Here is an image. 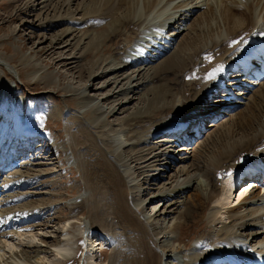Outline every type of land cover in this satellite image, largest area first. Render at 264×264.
Returning <instances> with one entry per match:
<instances>
[{"label":"bare ground","instance_id":"6f19581e","mask_svg":"<svg viewBox=\"0 0 264 264\" xmlns=\"http://www.w3.org/2000/svg\"><path fill=\"white\" fill-rule=\"evenodd\" d=\"M140 6V0H91L90 5L83 10L87 20L99 17L100 24L111 21L107 31L100 33L97 38L94 36L90 39L92 40L89 44L90 48L88 47L82 55L84 58L96 59L91 60L92 68H88L87 71L92 74L89 78L94 77L89 92H92L93 86L104 77L113 76L115 83H119L120 75L127 74L133 69L132 74L135 76L137 74V77L127 74L126 79L129 84L125 90L109 94L104 98L106 103L123 96V99H119L122 106L118 110L122 111V107H127L136 100L135 97L139 94L137 91L141 87L149 88L139 99L144 102L146 109L144 110L143 107V110L134 114L127 122L128 133L124 127L121 132L115 131L116 133L112 135L111 133L106 135L105 132L99 135L97 131L103 129L105 126L103 122L95 120L89 125L75 113L68 111L64 114L67 146L72 155V162L80 172L82 179L80 188L85 191L84 197L71 204L70 219L77 218V215L85 210L84 226L89 229L88 240L91 236L95 238L100 233L108 237L107 240L112 248L109 264H175L173 261L177 264H206V260L211 258V246L242 245L264 254V193L260 194L259 186H253L248 192L250 187L245 184L240 188L243 190L236 203L231 202L234 182L231 173L236 174L248 163L257 162L261 155H264V86L253 91L255 86L262 85L260 81L262 82L264 76L253 70L249 78L243 74L247 70L246 67H242L245 64L242 62L236 65V59L242 55H254L258 59L264 57V39L259 38L264 37V0H142ZM197 12H200L198 20L190 22ZM63 22L65 20H57L53 23L48 21L41 28L46 30ZM68 31L70 30L63 32L61 37L68 34ZM184 33L186 34L183 35ZM180 37L182 39L178 45L177 40ZM92 42L98 44L93 45ZM67 43L59 38L47 53L50 56L59 55L60 49L69 48ZM131 43L133 44L129 46L128 44ZM108 44L115 45V49H110ZM60 45L62 48H59ZM151 50H155V53L152 54ZM132 51L141 55L129 54ZM171 52L172 54L158 67L152 66ZM106 53H109L114 61L106 59ZM69 61L70 58L67 56L60 57L55 65L64 68L68 66L71 71L75 67ZM0 65L7 66V63L0 58ZM236 67L241 71L230 76L231 81L227 84L229 87L218 86V80L226 78V71ZM83 70L79 69L78 72L81 73ZM164 74H170L174 79L177 75L183 78V80L177 79L179 83L177 91L174 92L176 88L170 86L172 83L176 85L174 79L169 81L161 79L164 83L150 85ZM240 75H243L242 79L236 81L235 78ZM85 77L83 75L80 79ZM46 79L50 81L51 75H47ZM239 86L242 88H234ZM223 88L227 90L222 91ZM229 90L239 94H232ZM220 92L222 93L219 98L224 100L212 106V111L217 107L218 109L229 106L235 108L243 105L245 108L242 113L238 111L239 113L227 122L223 121L224 123L220 125L211 124L209 127L214 128V131L202 141L200 138L206 130L201 129V122L208 119L206 114L211 112H202L206 107L204 105L208 96L212 99ZM4 93L7 92H1L2 95ZM84 98L90 99L87 96ZM98 108H93L92 111L90 109L83 114L84 117L99 112V114L105 113L106 118L109 119L117 114L115 107L104 112L99 111ZM234 108L231 110L234 111ZM215 118H219L216 111L213 114V119ZM27 124L31 128L36 126L31 118H28ZM191 125L195 131L192 129V133L189 132L194 137L189 139L190 137H185L189 136L188 133L183 131ZM132 131H140V134L145 133L146 136H141L140 139L132 135ZM32 132L27 136L22 135V139L16 138L14 146L3 159L4 165L7 164L5 168H9L11 160L9 155L17 160L20 156L29 158L27 152L34 150L29 146L35 142L47 147L51 139L42 140V136ZM161 132H170L172 136L159 139L158 149L157 146H150L152 143L147 136ZM194 139H196L195 143L190 144ZM26 141L29 145L24 147ZM182 143L186 145L179 149L178 145ZM141 145L150 146L147 150L148 154L133 151L135 153L129 160L121 159L120 153L125 149L130 147L135 149ZM161 147L165 149L160 151ZM168 148H176L178 153H182L176 162V165H180L178 175L174 176L176 177L174 185L167 189H158L152 198L162 197L161 201H171L172 205L176 206L181 198L187 197L191 192L195 194L189 197V202L188 200L183 202L184 209L178 213L179 215L177 214L178 218L172 223L168 232H175L173 236L169 234L168 238L182 247L167 250L169 247L166 246L162 250L158 239L163 232L151 228L150 218L144 217L139 211L147 203L152 204L154 201L141 198L136 184V172L152 166L148 164L149 154H154L153 159H157L153 168H156L158 163L164 167L168 166V162L172 164L173 160ZM57 150L56 154L59 156L60 148L57 147ZM24 151L25 153H22ZM15 165L12 164L6 170L0 168V178ZM30 166L34 167V164ZM227 175L230 180L228 179L220 193L219 179ZM200 177H204L205 180ZM158 179L156 174L151 175V181L158 182ZM248 182L252 183V181ZM9 183L7 181L1 193L11 189L14 183L12 185ZM244 195L247 196L240 202ZM8 197L9 200L5 199L7 202L4 201L1 207L12 205L19 199ZM210 203L219 207L209 212L207 222L210 229L197 239L194 238L195 240L185 241L182 235L187 222L201 217ZM225 214L227 222L221 225ZM8 218L10 215L0 214V242L1 238L10 240L9 235L20 237L21 234L17 233L18 229L26 227L23 224L30 221L27 218L21 222V217H17L7 222ZM218 226L220 229L213 231ZM32 239H35V236ZM92 245H87V248H92ZM11 247L14 252L17 246L13 244ZM71 247L73 245L71 246L70 243L65 245L56 243L53 250L69 260L70 256L72 257L70 254H73L70 253ZM183 249L185 251H182ZM5 256L6 254L0 249V264H47L39 255L34 263L28 259V256H26L27 261L14 260V263L4 259Z\"/></svg>","mask_w":264,"mask_h":264},{"label":"rangeland","instance_id":"374dc122","mask_svg":"<svg viewBox=\"0 0 264 264\" xmlns=\"http://www.w3.org/2000/svg\"><path fill=\"white\" fill-rule=\"evenodd\" d=\"M90 1L0 0V58L4 63H7V66L0 65V96L2 95L1 92H7L6 94H8L15 111V114H12L9 119L2 115L0 116V129L6 130L9 138H12L14 132L21 130L23 133L25 130L27 134L31 131H33L32 133L35 132L34 134L38 136L42 134V140L44 138L48 140L49 138L51 139L47 147L39 142L30 145L29 147L31 150L34 149V152H27L29 158L28 156H20L18 160L17 158H14V160L9 155L11 160L9 161L8 167L10 168L14 163L16 165L4 175L2 174L3 177L0 178V193L3 192V188L6 186L7 181L10 182L9 185L14 183L10 187V190L0 195V214L4 216L7 214L10 215L7 222L15 220L17 217H21V222L27 218L30 220L23 224L26 225V227L18 229L17 233L21 234L20 237L8 234L10 240L1 238L0 249L2 253L4 252V254H6L4 259H8L9 262L12 261L14 263V260L27 261L26 256H28V259L34 263L37 255H39L47 264H109L112 248L107 240L108 237H104V235L100 233V235L98 234L95 238L91 236L88 240L89 233L87 232H89V229L84 226L86 217L85 210L79 213L77 218L70 219L71 204L78 202L80 198L84 197L85 191L80 188V183L82 182L80 172L72 162V155L67 146L64 114L68 111L75 113L81 116L89 125L95 120L103 122L105 128L103 127L102 130L97 131L99 135H102L101 132H105L106 135L111 133L112 135L116 132H121L120 130L122 128L124 129V127L126 133H128L129 130L126 129L128 128L126 125L127 122L134 114H138L143 107L144 110L146 109V105L143 104L144 102L139 99L146 94L149 87H141L137 91V94H139L135 97L136 100H134V102L132 101L127 107H122V111L118 110L122 106L119 99H123V96L112 100L113 104L112 102L105 103L104 98L109 94L120 93L123 89L125 90L129 84L128 79H126L127 74L135 78L137 77V74L136 76L132 74L134 73L133 69L129 70L127 74L123 75L122 73L118 80L119 83H115L113 76L104 77V79H101L93 86L92 92H89L94 77L92 76L89 78L92 74H89L87 71L92 68V63H90L91 60L93 61L96 59L84 58L82 55L88 50V47L90 48L89 44L92 41L90 39H93L94 36L97 38L100 33L102 34L105 30L107 31L109 23L111 22L107 21L106 23L100 24L99 17H93L87 20L83 10L90 5ZM140 4L142 6V0H140ZM199 14L200 12H197L190 22H196L200 17ZM115 17L116 15L114 18ZM57 20H65V22L53 28L42 30L41 27L45 26L48 21L53 23ZM188 25H190V23ZM67 30H70L68 34L61 37ZM185 34L186 33L183 35ZM59 38H61L63 42H68L69 48H65L64 50L60 49L59 52L61 53L59 55L50 56L47 51L55 45ZM181 39L182 37L177 40L178 45ZM92 43L93 45L98 44V42ZM132 44L133 43L128 45L131 46ZM60 47L62 48L61 45L59 48ZM108 47L113 50L116 46L108 44ZM153 52L155 53V50H151L152 54ZM172 52L152 66L158 67L160 63L165 61V59L172 54ZM129 54L133 56L141 55L133 51L129 52ZM66 56L70 58L69 63H73L74 65L72 66L75 67V69L72 68V70L69 71L68 68L70 67L68 66L64 68L55 65L60 57ZM153 56L154 55H152V57ZM105 58L109 61H114L109 53L105 54ZM79 69L84 70L80 73L78 72ZM47 75H51L50 81H46ZM83 75L89 79L85 77V79L81 80L80 77ZM167 75L164 74L161 78L155 79L150 85L164 83L161 79H168V81L174 79L172 75ZM177 79L183 80V78L177 75V78L174 79L176 85L174 83L170 84V86L172 85L173 88H176L174 92L178 90L177 84L179 83ZM182 80L180 82H182ZM229 81H231V79L227 80V84H229ZM136 83L135 81L134 84ZM260 83H262V85L259 87L255 86L253 91H257L264 86V79L262 82L260 81ZM227 86L229 87V85ZM230 91L231 90H229V92ZM219 94L212 99L211 96H208L206 105H204L206 107H204V111L202 112H211L206 114L209 118L201 122V129H204L203 131L206 130V133L200 138L202 141H205L207 136L214 131V128L209 127L211 124L217 125L219 123L218 125H220L227 122L235 114L239 112L242 113L245 108V106L240 105L236 106L233 111L231 108L227 109L223 107L218 109L217 107L215 111L218 113L219 118L213 119L215 111L211 110L212 106L224 100V98H219L221 93ZM233 94H239V92H234ZM84 96L90 97V99L85 100L86 97L84 98ZM244 101H242V104ZM111 107L116 108L117 114L109 119L106 118L107 115L105 113L99 114V112L88 117H84L83 115L90 109L92 111L93 108H98L99 111L101 110L104 112ZM28 118H31L36 123V126L32 127L34 129L27 124ZM104 129H107L106 131L108 133ZM192 129L193 126L191 125L183 131V133H188L189 135L185 137H190L189 139L194 138L191 131H195V129ZM189 132L191 133L189 134ZM140 133V131H132L131 134L140 139H142L141 136H146L145 133ZM1 135H3L2 132L0 133V136ZM165 136H172V134L170 132H161L153 136H147V138H149V141L152 143L150 146H157V144H159V139ZM195 141L196 139L192 140L190 144L195 143ZM7 143L8 142L1 145L0 150L5 147ZM27 145H29L28 141L25 142L24 147ZM185 145L186 143L179 144L178 148L180 149ZM150 146L141 145L138 148L135 147V149L134 147H130L121 152L120 157L122 160H129L135 153L133 151L148 154L149 151L147 152V150ZM57 147L60 148L59 156L56 154L58 151ZM159 147L160 146H157L156 149ZM164 149L165 147H161L160 151ZM167 150L172 156V164L168 162V166L164 167L162 164L158 163L157 167L153 168L157 159H153L154 154H149L147 155L149 160L148 164L150 163L152 166L145 168V170L139 169L136 172V184H138L137 188L138 191H140L141 198L149 199L150 202L154 201L152 204L147 203V205L144 208H140L139 211L144 217L147 216V218H150L151 228H156V231L163 232V234L159 236L160 239H158V241L161 242L160 248L162 250L165 249L166 246L169 247L167 250H172L173 247H182L172 242V240L170 241L168 238L169 234L173 236L175 232H168H170L172 223L178 218V213L184 209L183 202L188 200L191 195L193 196L195 194L191 192L187 196L188 198L185 196L179 201L177 199L176 201L179 203L176 206L172 205L171 201H161L162 197L152 198L154 194L157 193L158 189H167L171 185H174L173 183L176 180L174 176L178 175L180 165H176V162L177 158L182 156V153H178L176 148H168ZM22 153H25V151ZM8 154L9 150L5 152L4 159ZM1 157L2 154H0V168H5L7 164L4 165L3 161L1 163ZM69 161L71 163H69ZM25 163H29V165L21 166V164ZM19 164L20 167H18ZM31 164H34V167H31ZM153 174L159 177L158 182L151 181V175ZM200 178L203 181L205 180L204 177ZM228 179V175L223 179H219L220 193L223 191ZM245 184L247 186L250 182L241 183L236 189L237 192H233V198H231L233 204L236 203L237 198L243 190V188H240ZM7 195L19 199L15 200L12 205L1 207L4 201L9 200ZM174 201L175 200H173V202ZM189 201L190 200H188V202ZM214 208L218 209L219 207L214 203H210L201 217H196L192 222H187V226L183 231L184 234L182 235L185 241L186 239L187 241L194 238L197 239L201 234L206 232V230L210 229L207 218L210 210ZM225 216L226 214L223 215V222L221 225L227 222V216ZM219 229L220 226L213 231ZM31 230L33 232H28ZM33 236H35V239H32ZM56 243H61L63 245L70 243L71 246L73 245L74 248L71 247L72 252L70 251V253L73 254H70L72 257L70 256L69 260L64 259L60 254L54 252L53 249H55ZM13 244L18 247L14 249V252L11 247ZM87 245H92V248H87ZM182 251L185 250L183 249ZM173 263L176 264V261H173Z\"/></svg>","mask_w":264,"mask_h":264}]
</instances>
